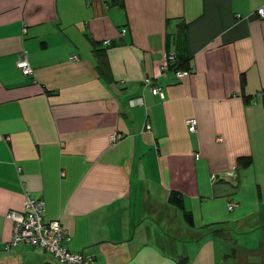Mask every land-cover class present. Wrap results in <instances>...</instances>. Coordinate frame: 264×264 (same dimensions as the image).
Returning a JSON list of instances; mask_svg holds the SVG:
<instances>
[{
  "label": "crops",
  "instance_id": "1",
  "mask_svg": "<svg viewBox=\"0 0 264 264\" xmlns=\"http://www.w3.org/2000/svg\"><path fill=\"white\" fill-rule=\"evenodd\" d=\"M263 4L0 0V264L27 197L91 264H264Z\"/></svg>",
  "mask_w": 264,
  "mask_h": 264
},
{
  "label": "built area",
  "instance_id": "2",
  "mask_svg": "<svg viewBox=\"0 0 264 264\" xmlns=\"http://www.w3.org/2000/svg\"><path fill=\"white\" fill-rule=\"evenodd\" d=\"M255 15L264 18V4L256 10ZM124 32L125 30H122L121 34L123 35ZM73 58L76 57L73 56ZM175 62V55L169 54L163 63V68L168 69L169 65ZM16 66L23 75H31L33 73V69L24 54L18 58ZM186 74V71L174 70V75L177 78H181ZM152 83L150 78H145V87L150 88L154 95H161V88L159 86H153ZM135 102L142 103V99L138 98L135 101L131 100L130 104L134 105ZM185 123L189 132H196L197 121L194 117L188 118ZM120 137L121 135L114 132L111 135V140L115 141ZM195 156L198 157L199 155L196 154ZM232 207L233 204L228 205L229 209ZM44 216V202L42 200L27 197L22 211H12L7 214V218L14 224V229L12 237L10 241L6 243L5 248L9 249L20 243H27L35 248L44 250L52 256L53 259L62 264H91V256L82 253H73L67 250L64 244L70 239V236L62 225L61 220L55 219L45 221Z\"/></svg>",
  "mask_w": 264,
  "mask_h": 264
},
{
  "label": "trees",
  "instance_id": "3",
  "mask_svg": "<svg viewBox=\"0 0 264 264\" xmlns=\"http://www.w3.org/2000/svg\"><path fill=\"white\" fill-rule=\"evenodd\" d=\"M171 67V69H174L176 67V62L173 64L169 65V68ZM176 70V69H175ZM169 202L173 205H175L176 207L183 209V199L181 197L180 194H178L177 192H171L170 197H169ZM184 216L186 218V220L189 223H192V216L190 212H184Z\"/></svg>",
  "mask_w": 264,
  "mask_h": 264
},
{
  "label": "rangeland",
  "instance_id": "4",
  "mask_svg": "<svg viewBox=\"0 0 264 264\" xmlns=\"http://www.w3.org/2000/svg\"><path fill=\"white\" fill-rule=\"evenodd\" d=\"M30 248V247H29ZM31 250H33V252L36 254V255H38V256H40V258H41V260L42 261H51V262H53L54 264H62V263H59V262H57L55 259H53V257L52 256H50L49 254H46L42 249H40V248H30Z\"/></svg>",
  "mask_w": 264,
  "mask_h": 264
},
{
  "label": "water",
  "instance_id": "5",
  "mask_svg": "<svg viewBox=\"0 0 264 264\" xmlns=\"http://www.w3.org/2000/svg\"><path fill=\"white\" fill-rule=\"evenodd\" d=\"M42 264H54V263L53 262H50V261H46V262H44Z\"/></svg>",
  "mask_w": 264,
  "mask_h": 264
}]
</instances>
